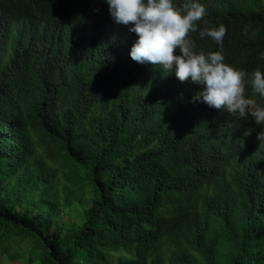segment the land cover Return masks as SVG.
<instances>
[{
  "label": "trees",
  "instance_id": "obj_1",
  "mask_svg": "<svg viewBox=\"0 0 264 264\" xmlns=\"http://www.w3.org/2000/svg\"><path fill=\"white\" fill-rule=\"evenodd\" d=\"M263 1L196 0L207 25L189 33L207 54L219 45L199 32L226 27L224 62L247 73L258 107ZM137 39L105 0H0V251L24 243L27 264H75V250L84 264H264V125L134 61ZM75 204L82 222L59 223Z\"/></svg>",
  "mask_w": 264,
  "mask_h": 264
},
{
  "label": "clouds",
  "instance_id": "obj_2",
  "mask_svg": "<svg viewBox=\"0 0 264 264\" xmlns=\"http://www.w3.org/2000/svg\"><path fill=\"white\" fill-rule=\"evenodd\" d=\"M114 23L128 27L138 37L130 50L131 58L138 63H151L165 73L175 69L181 82L202 86L194 97L209 107L226 110L239 118L251 117L256 125H264V107L254 106L245 98V76L224 62L223 38L226 27H205L199 32L201 39L211 38L219 51L197 52L196 43L189 33L197 30V22L206 15V8L196 0H187L178 7L173 0H105ZM253 91L264 97V73H252ZM264 140V130L258 134Z\"/></svg>",
  "mask_w": 264,
  "mask_h": 264
},
{
  "label": "rangeland",
  "instance_id": "obj_3",
  "mask_svg": "<svg viewBox=\"0 0 264 264\" xmlns=\"http://www.w3.org/2000/svg\"><path fill=\"white\" fill-rule=\"evenodd\" d=\"M264 5V1H263ZM264 7V6H263ZM85 209V207L80 205H73L66 213H63L62 216L59 217L58 222L59 223H75L79 224L83 220L82 211ZM120 253V252H118ZM75 264H84V256L83 252L79 250H75ZM111 253V264H120L119 258L122 257V255ZM29 258V254L26 251V246L24 243L21 245H10L9 246V252H2L0 251V264H27ZM128 259V258H127ZM37 264V263H33ZM89 264H101L100 261H92Z\"/></svg>",
  "mask_w": 264,
  "mask_h": 264
}]
</instances>
